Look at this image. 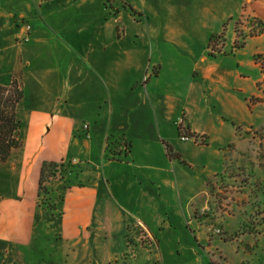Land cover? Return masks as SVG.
I'll return each mask as SVG.
<instances>
[{
  "label": "crops",
  "instance_id": "0c3cea01",
  "mask_svg": "<svg viewBox=\"0 0 264 264\" xmlns=\"http://www.w3.org/2000/svg\"><path fill=\"white\" fill-rule=\"evenodd\" d=\"M244 2L0 0V83L21 73L24 88V145L0 172L14 180L11 197L35 207L43 163H59L62 217L55 225L48 220L59 208L42 213L61 246L96 244L103 208L112 230L137 232L119 241L136 242L145 256L215 264L216 252L225 255L221 231L241 220L225 211L222 193L234 181L231 163L239 167L242 134L193 101V78L212 106L224 103L208 77L218 70L209 52L217 33L206 24L220 6ZM201 112L209 127L196 122Z\"/></svg>",
  "mask_w": 264,
  "mask_h": 264
},
{
  "label": "rangeland",
  "instance_id": "374dc122",
  "mask_svg": "<svg viewBox=\"0 0 264 264\" xmlns=\"http://www.w3.org/2000/svg\"><path fill=\"white\" fill-rule=\"evenodd\" d=\"M246 1L248 5L244 2L239 9L232 3L229 7L220 6L215 19L206 24V29L219 35L215 46L209 45V52L215 55L210 60L218 70L208 77L216 78L224 103L212 106L206 96L197 93L200 85L193 78V101H203L205 112H214L227 126L242 134L239 167L231 163L234 181L225 183L222 193L225 211H234L241 223L238 229L221 231L225 240L221 250L225 255L215 251V264H264V102L260 100L264 97V85L261 88L259 85L264 75L258 58L264 55V6L256 8L249 4L251 0ZM223 9L225 15L221 13ZM202 112L196 122L209 127L213 120ZM217 138L221 135L217 134ZM60 175L58 169L45 181L44 187L50 192L41 191L38 203L32 207L28 199L11 197L14 180L0 172V264H170L161 256L139 253L136 242L119 241L124 234H128V239H137V232L112 230L110 224H105L103 208L96 214V244L92 239H80L76 245L65 241L61 246L42 213L44 208L54 205L59 209L48 222L54 221L52 224L56 225L58 217H62ZM105 200L102 197L99 204L104 206ZM19 208H23L22 220L16 212ZM110 239L114 244L105 246Z\"/></svg>",
  "mask_w": 264,
  "mask_h": 264
},
{
  "label": "trees",
  "instance_id": "16d2710c",
  "mask_svg": "<svg viewBox=\"0 0 264 264\" xmlns=\"http://www.w3.org/2000/svg\"><path fill=\"white\" fill-rule=\"evenodd\" d=\"M219 35H213L210 39V46H215L216 38ZM259 61L261 64L262 73L264 75V55H259ZM260 88L264 85L263 81L260 82ZM264 102V97L260 99ZM24 101V88L21 78V73H14L11 81L5 84L0 83V165L6 163L12 154L16 150H20L24 145V139L22 136L23 122L18 115L19 106ZM190 137H196V135H189ZM202 143L205 142L204 138H201ZM170 154L175 157H179L176 153H173L172 148H169ZM59 163L52 161H45L41 168V176L39 183V194L41 191L49 193V189L44 187L45 181L49 180V177L56 174ZM72 173V171H69ZM71 183L68 178V184ZM64 201L63 193L61 197V203ZM51 205V204H49ZM57 207L52 205L49 209H56Z\"/></svg>",
  "mask_w": 264,
  "mask_h": 264
},
{
  "label": "built area",
  "instance_id": "2783aa9c",
  "mask_svg": "<svg viewBox=\"0 0 264 264\" xmlns=\"http://www.w3.org/2000/svg\"><path fill=\"white\" fill-rule=\"evenodd\" d=\"M30 26H28V28H29ZM183 121H184V118L183 117H180L179 119H178V121H177V123L179 124V126H181L182 125V123H183ZM86 127H87V125H85ZM182 139H184V140H187V139H189V138H191L189 135H187V134H182Z\"/></svg>",
  "mask_w": 264,
  "mask_h": 264
}]
</instances>
